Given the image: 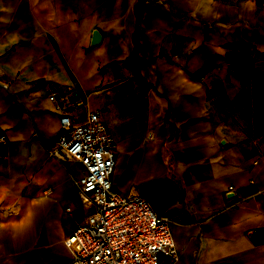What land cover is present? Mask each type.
I'll list each match as a JSON object with an SVG mask.
<instances>
[{
  "label": "crops",
  "instance_id": "0c3cea01",
  "mask_svg": "<svg viewBox=\"0 0 264 264\" xmlns=\"http://www.w3.org/2000/svg\"><path fill=\"white\" fill-rule=\"evenodd\" d=\"M46 80L102 110L171 264H264V0H0V264H67L88 211Z\"/></svg>",
  "mask_w": 264,
  "mask_h": 264
},
{
  "label": "built area",
  "instance_id": "2783aa9c",
  "mask_svg": "<svg viewBox=\"0 0 264 264\" xmlns=\"http://www.w3.org/2000/svg\"><path fill=\"white\" fill-rule=\"evenodd\" d=\"M6 86L5 83H3ZM48 99L59 111V131L48 147L58 159H77L85 173L77 194L88 207L83 221L65 237L72 258L67 264H171L178 250L167 215L158 213L135 190L112 187L116 142L100 108L76 122L69 111L84 103L68 84L45 81ZM4 140L5 135H0ZM232 185L228 186L231 189ZM69 210V207H66ZM167 258V259H166Z\"/></svg>",
  "mask_w": 264,
  "mask_h": 264
}]
</instances>
